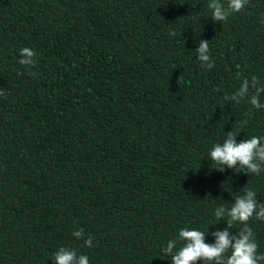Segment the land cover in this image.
<instances>
[{"label":"trees","instance_id":"1","mask_svg":"<svg viewBox=\"0 0 264 264\" xmlns=\"http://www.w3.org/2000/svg\"><path fill=\"white\" fill-rule=\"evenodd\" d=\"M210 2L0 0V264H53L61 247L89 264H171L181 229L214 243L229 219L217 207L246 189L264 203V166L210 157L229 131L264 138V107L224 99L243 76L264 86V0L220 22ZM24 47L35 66L18 62ZM247 224L264 254V220Z\"/></svg>","mask_w":264,"mask_h":264},{"label":"clouds","instance_id":"2","mask_svg":"<svg viewBox=\"0 0 264 264\" xmlns=\"http://www.w3.org/2000/svg\"><path fill=\"white\" fill-rule=\"evenodd\" d=\"M249 0H227L225 6L221 0H211L208 7L212 9V19L214 21H226L232 13L242 11ZM175 35V33H172ZM198 59L206 65L208 69L214 67V61L211 60L209 52V41L200 40L199 47L196 49ZM21 59L18 61L21 65L33 67L36 64L34 59L35 52L28 47L20 50ZM31 74V73H30ZM242 75V74H241ZM254 90L249 98V92ZM264 93V86L260 85V80L253 76L249 79L242 77L239 89L231 96H224L225 100H233L240 103L241 100L248 98V102L254 108H262L264 104L260 103V94ZM0 97L7 98L6 90L0 87ZM247 121H243L246 124ZM238 133L229 131L226 133V139L222 144L217 143L213 146L210 157L211 160L224 167L217 170L224 171L225 167L234 169L239 165L246 169L245 173L259 175L264 166V138L252 136L248 139H242L237 142ZM256 195L252 190L246 189L243 196H237L232 206L225 209L223 206L217 207L215 216L218 220L227 216V227L224 230L212 232L215 237L214 243H206V234L197 229H181L179 240L184 244L178 251H174L177 241L170 240L164 252L171 255V264H197V262L206 261L209 264H261L264 262V254H258V245L252 229L247 222L253 215L257 219L264 220V203H258ZM234 222L244 225L238 233L233 234L229 229ZM208 233V232H207ZM77 238H83V229L73 233ZM86 246H92V237L89 236L84 241ZM230 255H226L229 253ZM53 264H89L87 255H77L75 249L61 247L54 254Z\"/></svg>","mask_w":264,"mask_h":264}]
</instances>
